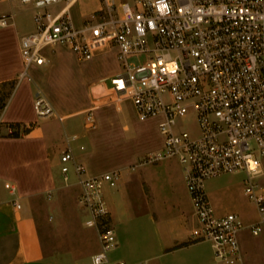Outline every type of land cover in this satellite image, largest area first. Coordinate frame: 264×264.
Instances as JSON below:
<instances>
[{"label": "built area", "instance_id": "obj_1", "mask_svg": "<svg viewBox=\"0 0 264 264\" xmlns=\"http://www.w3.org/2000/svg\"><path fill=\"white\" fill-rule=\"evenodd\" d=\"M77 1L18 0L32 9L34 24L19 37L18 79L32 81L29 69L46 62L49 46H65L81 62L114 50L119 71L108 79L110 98L128 100L139 121L156 119L162 137V146L136 165L177 159L196 221L191 239L208 242L216 264H253L241 234L264 236V186L257 179L264 159V0H100L79 26L70 14ZM55 5L53 12L49 8ZM11 20V14L1 15L0 26ZM33 109L39 119H62L40 91ZM190 113L195 135L181 127ZM96 127L90 108L84 129ZM15 132L20 130L7 127V133ZM77 139L76 134L65 138L60 174L67 180L71 170L75 173L83 224L96 233L99 248L91 264H130L110 258L117 237L103 193L105 186H117L121 170L90 174L75 158L71 144ZM233 172L245 174L243 193L257 213L250 223L236 213L216 214L208 197L205 182ZM4 185L14 192L10 183Z\"/></svg>", "mask_w": 264, "mask_h": 264}, {"label": "crops", "instance_id": "obj_2", "mask_svg": "<svg viewBox=\"0 0 264 264\" xmlns=\"http://www.w3.org/2000/svg\"><path fill=\"white\" fill-rule=\"evenodd\" d=\"M98 2V6L86 11L78 23L72 17V6L73 23L81 25L90 12L100 7V0ZM50 8L58 9L59 6ZM3 14H11L12 20L8 26H0V264H91V255L99 248L96 233L83 224L85 212L77 201L80 189L76 175L71 170L67 180L62 178L59 155L66 148V136L76 134L78 139L71 144L75 158L87 167L90 174L118 168L106 167L103 161L94 163L96 142L93 135H86L89 131L84 129L85 113L90 108H94L97 123L95 112L101 104H94L97 100H92L96 92L107 90L110 93L108 79L119 71L116 53L105 50L91 59L111 55L116 69L87 85L85 93L93 105L82 111L75 110V102L55 93L49 79L55 57L69 54L77 60L75 55L65 46H49L44 49L46 62L29 69L32 81L19 80L23 69L19 37L34 30L32 9L21 5L18 0H0V16ZM37 91L50 101L61 120L37 118L33 109ZM122 102L112 101L111 104L121 111ZM74 117L78 118L77 122ZM8 126L18 128L20 133H7ZM80 145L84 146L83 150L79 149ZM161 146L162 141L158 148ZM138 158H133L132 163ZM55 167H58L57 173L63 183H58L56 171H53ZM120 170L117 186L103 189L117 237V245L110 252L112 260H125L130 264H216L211 245L206 241H193L190 237L196 221L177 159L169 158L134 168L127 165ZM5 183H10L14 192L6 188ZM65 187L75 191L74 209L75 205L79 208L76 219L82 231L93 238V250L83 255H78L74 246L45 253L40 224L33 212L34 197L55 194ZM15 198L20 208H16ZM246 235L250 236L246 232L241 234L245 255L242 239ZM259 238L264 239V236Z\"/></svg>", "mask_w": 264, "mask_h": 264}, {"label": "rangeland", "instance_id": "obj_3", "mask_svg": "<svg viewBox=\"0 0 264 264\" xmlns=\"http://www.w3.org/2000/svg\"><path fill=\"white\" fill-rule=\"evenodd\" d=\"M98 1L78 0L71 9L74 21L80 22L86 11L98 6ZM50 10L55 12L56 9ZM55 58L49 71L50 87L58 95L62 94L75 102V110L80 111L93 105L85 93L87 85H92L116 69L115 60L107 54L86 62H79L69 54ZM97 95L100 96L96 98ZM96 96L92 99L97 100L94 104H101L95 112L97 127L86 133L93 135L96 142L94 163L103 161L106 167L115 166L117 169L134 166L145 152L154 151L160 146L162 138L156 127V119L139 121L131 103L126 99L117 101H123V107L121 111L116 110L107 90L96 92ZM73 120L77 122L78 118L74 117ZM181 127L193 135L197 134V125L191 113L181 121ZM137 156L140 157L138 161L132 163V159ZM262 168L263 173L257 179L264 186V159ZM53 171H56L58 183H63L57 173L58 167L53 168ZM244 177L243 172L226 173L208 179L205 187L218 214L236 213L244 223H250L256 219L257 213L254 204L243 193ZM74 198L75 191L68 187L59 189L55 194L46 193L43 197H34L33 212L40 224L45 253L72 246L78 255L93 250V238L82 231L76 219L79 208L75 205L74 209ZM242 240L249 259L254 264H264V239L246 235Z\"/></svg>", "mask_w": 264, "mask_h": 264}]
</instances>
